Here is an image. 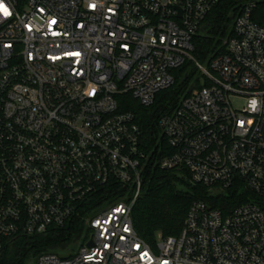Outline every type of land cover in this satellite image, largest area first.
Segmentation results:
<instances>
[{
	"label": "built area",
	"instance_id": "1",
	"mask_svg": "<svg viewBox=\"0 0 264 264\" xmlns=\"http://www.w3.org/2000/svg\"><path fill=\"white\" fill-rule=\"evenodd\" d=\"M220 2L0 0V252L82 219L33 263L264 264V26L247 4L200 61L193 39ZM186 63L189 94L160 119L174 151H146L120 98L152 105ZM149 164L252 195L230 212L194 201L179 235L149 243L133 220Z\"/></svg>",
	"mask_w": 264,
	"mask_h": 264
},
{
	"label": "trees",
	"instance_id": "2",
	"mask_svg": "<svg viewBox=\"0 0 264 264\" xmlns=\"http://www.w3.org/2000/svg\"><path fill=\"white\" fill-rule=\"evenodd\" d=\"M249 3L256 4L252 12L253 20L264 26V0H221L208 14L193 39L194 55L200 61L205 63L214 55L223 52L222 43L232 34L236 16ZM189 65L186 63L177 72V76L184 78L186 74L195 75V70L189 71ZM182 81L176 80L173 86L159 92L155 102L150 106L142 105L132 95L120 98L121 110L133 111L136 114L137 123L141 128L142 147L146 151L161 150L164 154H171L174 151L162 133L160 119L172 112L181 98L189 94L187 80ZM209 193L208 187L194 184L186 170H164L154 164L147 165L143 176L142 194L133 208V220L138 233L149 243H155L159 232L164 237L177 236L181 233L194 201L202 200L209 205L212 204L214 208L230 212L234 207L249 201L247 197L252 195L249 191L240 194L237 188L225 191L218 198L209 196ZM111 201L102 199L95 204ZM85 228V221L76 219L72 226L47 234L8 240L0 252V264H34L33 259L38 254L50 250H63L71 243H75Z\"/></svg>",
	"mask_w": 264,
	"mask_h": 264
},
{
	"label": "rangeland",
	"instance_id": "3",
	"mask_svg": "<svg viewBox=\"0 0 264 264\" xmlns=\"http://www.w3.org/2000/svg\"><path fill=\"white\" fill-rule=\"evenodd\" d=\"M225 40V39H224ZM192 67V66H191ZM194 67V66H193ZM200 76L199 73H197L196 77ZM183 79V76H177V81H181ZM191 87V83L187 86L188 89H190ZM209 196L211 197H220L222 196V194H224V191L220 190V189H209ZM212 205V204H211ZM30 263H32L30 260H29Z\"/></svg>",
	"mask_w": 264,
	"mask_h": 264
},
{
	"label": "snow or ice",
	"instance_id": "4",
	"mask_svg": "<svg viewBox=\"0 0 264 264\" xmlns=\"http://www.w3.org/2000/svg\"><path fill=\"white\" fill-rule=\"evenodd\" d=\"M0 10L3 11L4 15H8V11H7V9L4 8L2 4H0Z\"/></svg>",
	"mask_w": 264,
	"mask_h": 264
}]
</instances>
